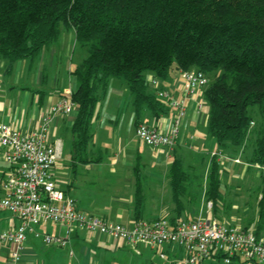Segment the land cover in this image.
I'll use <instances>...</instances> for the list:
<instances>
[{"label":"crops","instance_id":"0c3cea01","mask_svg":"<svg viewBox=\"0 0 264 264\" xmlns=\"http://www.w3.org/2000/svg\"><path fill=\"white\" fill-rule=\"evenodd\" d=\"M87 56V48L81 45L73 28L59 26L58 38L44 46L33 59H19L10 64L0 56V121L11 124L21 131L33 130L41 119L50 114V108L76 88L73 69ZM195 69V68H190ZM153 78L152 72H146ZM161 86L175 96L182 95L181 70L171 66L168 76L160 79ZM202 92L187 100L186 113L182 117L179 136L171 148H152L139 142L136 127L139 123L153 124L168 130L174 120L173 111L156 116L142 106L139 116L135 113L133 96L127 83L111 77L105 93L98 100L91 119L92 138L85 148L77 152L73 148L72 122L77 113L75 106L68 114H56L48 126L49 140L61 143V155L53 166V177L60 188L76 201L77 207L96 214L107 222L129 225L134 218L146 220L158 217L180 219L182 200L195 201V178H203L206 191V176L212 161L219 164L222 185L247 186L245 174H234L245 166L250 153L249 140L242 147L220 148L207 131L208 104ZM204 101L197 109V102ZM249 146V148H248ZM219 152L222 156L215 155ZM177 159L186 175V194L177 207L174 202L170 176L173 160ZM237 159V161H235ZM256 180L264 166L254 165ZM8 169L0 151V183ZM258 178V179H257ZM229 182V183H228ZM206 193V192H205ZM1 195V190H0ZM140 198L139 206L136 199ZM256 198L258 213L259 205ZM238 209V204H232ZM228 208L225 205L222 209ZM195 217L198 212L191 207ZM213 216L220 217L214 212ZM224 222L253 229L264 238V216L258 220L242 219L231 213L220 217ZM19 218L8 210H0V233L14 229ZM46 234L57 237L62 244L45 243ZM69 247L74 249L73 264H176L181 249L165 247L167 259L158 256L150 246L137 243L130 245L105 234L90 232L77 224L47 222L33 226L28 231L17 264H72L66 256ZM155 254L158 261L154 259ZM0 264H11L8 248L0 243Z\"/></svg>","mask_w":264,"mask_h":264},{"label":"trees","instance_id":"16d2710c","mask_svg":"<svg viewBox=\"0 0 264 264\" xmlns=\"http://www.w3.org/2000/svg\"><path fill=\"white\" fill-rule=\"evenodd\" d=\"M60 25L73 28L87 48L72 71L74 151L92 138L95 106L111 77L127 83L136 115L142 106L156 116L166 112L146 72L165 79L175 61L182 71L195 68L206 75L207 131L218 146L242 147L252 132L248 162L264 166V0H0V56L10 64L33 59L58 38ZM254 110L262 121L251 128ZM218 167L213 160L206 176L213 207L222 198ZM186 175L174 159L177 207L186 194ZM259 176L264 185V170ZM140 202L138 197L136 206ZM258 205L264 216V189Z\"/></svg>","mask_w":264,"mask_h":264},{"label":"built area","instance_id":"2783aa9c","mask_svg":"<svg viewBox=\"0 0 264 264\" xmlns=\"http://www.w3.org/2000/svg\"><path fill=\"white\" fill-rule=\"evenodd\" d=\"M148 83L155 97L173 111L174 120L168 130L141 122L136 127V138L152 148H171L179 136L187 100L202 92L207 77L197 69L181 70L180 96L164 89L158 78H149ZM69 95L53 105L50 114L33 130L21 131L0 121V151L8 164L0 183V210H8L20 220L14 229L0 233V243L8 248L11 264L20 260L28 231L47 222L68 227L75 223L90 232L130 245L143 243L155 249L163 259H167L165 247L178 246L181 255L176 264H264V238L253 229L220 221L213 215L202 216V212L212 209L210 201L205 204L206 209L201 207L193 218H134L129 225L107 222L99 215L79 209L75 199L54 180L53 166L60 158L61 143L50 141L48 136L52 116L68 114L75 107ZM203 103L202 100L197 102V109H201ZM215 155L222 156L219 152ZM43 240L48 244L63 243L48 234Z\"/></svg>","mask_w":264,"mask_h":264},{"label":"rangeland","instance_id":"374dc122","mask_svg":"<svg viewBox=\"0 0 264 264\" xmlns=\"http://www.w3.org/2000/svg\"><path fill=\"white\" fill-rule=\"evenodd\" d=\"M172 66H175V61H173ZM149 72V71H147ZM258 118H260V120H258ZM254 119H255V123L253 125H251V128H253L254 126H259L262 121V117L260 115V113H258L256 110H254ZM257 120V121H256ZM258 122V124H257ZM256 124V125H255ZM252 134V135H251ZM249 139L253 140V133L250 132L249 133ZM249 148V146H248ZM219 168V167H218ZM245 166L242 165L241 169H236L234 171V174H238L237 172H239V174H245L247 176V178L249 179V183L247 184V186H242L239 185L237 187H232L229 184H225V185H220L219 187V192L220 195L222 196L221 201H218L217 204L215 205V207L212 206V209L209 212H202V216L204 217H210L214 214V212L217 213V215H220V217H227L229 216V214L231 213L232 215L236 216L239 218V220H235V222L237 223H241L242 219H247V220H258L259 218V213H258V206H257V202H256V198L258 199V196L262 195L263 189H264V185L262 184L261 180H256V171L257 170L253 164L251 165V168H249L248 171H245ZM258 179V178H257ZM207 180V178H206ZM229 183V182H228ZM207 184V183H206ZM193 188L196 189V194H197V198L195 201L192 202H186V200L183 198L182 200V204H183V210L181 211L180 214V219H186L187 215L191 216L192 214L189 212L191 207H194V209L196 210V212H199L201 207L205 208V204L209 201L208 196L206 195V191L204 192V187H203V178L202 177H198L195 178L194 180V185ZM206 190H207V185H206ZM211 200V199H210ZM212 203V202H211ZM233 203H237L238 204V209H234L232 206ZM230 205V212L228 211V208H224L222 209L223 206L225 205ZM192 217V216H191ZM220 217H217V219H219L220 221H223ZM74 249L72 247H69L66 251V256H68L70 258V261L73 264V256H69L70 253H73ZM70 252V253H68ZM71 255V254H70ZM154 259L156 261H158V257L157 255L153 254Z\"/></svg>","mask_w":264,"mask_h":264}]
</instances>
